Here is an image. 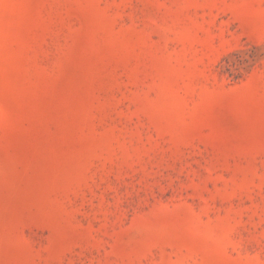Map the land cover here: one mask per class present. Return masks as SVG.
I'll list each match as a JSON object with an SVG mask.
<instances>
[{
    "label": "rangeland",
    "instance_id": "rangeland-1",
    "mask_svg": "<svg viewBox=\"0 0 264 264\" xmlns=\"http://www.w3.org/2000/svg\"><path fill=\"white\" fill-rule=\"evenodd\" d=\"M0 264H264V0H0Z\"/></svg>",
    "mask_w": 264,
    "mask_h": 264
}]
</instances>
